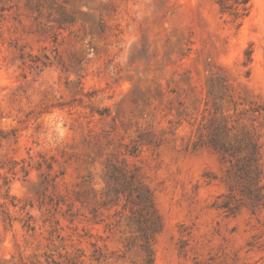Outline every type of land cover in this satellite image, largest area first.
Wrapping results in <instances>:
<instances>
[{"label": "rangeland", "instance_id": "374dc122", "mask_svg": "<svg viewBox=\"0 0 264 264\" xmlns=\"http://www.w3.org/2000/svg\"><path fill=\"white\" fill-rule=\"evenodd\" d=\"M0 0V264H264V0Z\"/></svg>", "mask_w": 264, "mask_h": 264}, {"label": "trees", "instance_id": "16d2710c", "mask_svg": "<svg viewBox=\"0 0 264 264\" xmlns=\"http://www.w3.org/2000/svg\"><path fill=\"white\" fill-rule=\"evenodd\" d=\"M252 0H219L220 12L233 16L235 19H245L251 10Z\"/></svg>", "mask_w": 264, "mask_h": 264}]
</instances>
